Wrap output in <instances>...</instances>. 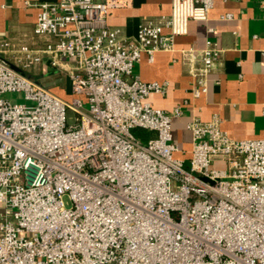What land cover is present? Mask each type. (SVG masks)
I'll return each instance as SVG.
<instances>
[{
    "label": "built area",
    "instance_id": "built-area-1",
    "mask_svg": "<svg viewBox=\"0 0 264 264\" xmlns=\"http://www.w3.org/2000/svg\"><path fill=\"white\" fill-rule=\"evenodd\" d=\"M129 1L40 3L41 44L0 41V264H264V138L192 117L189 157L176 156L172 121L186 102L154 107L149 95L168 83L133 70L142 53L173 50L213 0H170L169 15L127 37L107 15ZM180 53L191 95H204L219 48ZM42 65L65 76L68 100L36 79ZM12 92L25 102L3 97Z\"/></svg>",
    "mask_w": 264,
    "mask_h": 264
},
{
    "label": "crops",
    "instance_id": "crops-1",
    "mask_svg": "<svg viewBox=\"0 0 264 264\" xmlns=\"http://www.w3.org/2000/svg\"><path fill=\"white\" fill-rule=\"evenodd\" d=\"M53 1L0 0V41L13 38L41 44L32 35L38 4ZM169 13L170 0H130L110 8L107 23L133 37L142 19ZM227 13L232 17H224ZM207 40L216 43L219 55L208 75L207 92L194 98L190 93L192 77L180 49H201ZM50 70L42 65L35 72L38 77L44 72L50 78L56 73ZM133 70L144 82L168 83L164 95H149L154 107L169 112L186 102L182 115L172 121L173 140L180 149L176 156L189 157L191 133L186 124L192 117L202 121L218 117L221 129L235 140L264 138V0H213L207 19L189 20L187 33L175 38L173 50L156 51L152 57L142 53ZM48 88L63 99L70 98L69 82L65 88L57 83Z\"/></svg>",
    "mask_w": 264,
    "mask_h": 264
},
{
    "label": "rangeland",
    "instance_id": "rangeland-1",
    "mask_svg": "<svg viewBox=\"0 0 264 264\" xmlns=\"http://www.w3.org/2000/svg\"><path fill=\"white\" fill-rule=\"evenodd\" d=\"M36 79L42 85H44L46 87H50L52 84L57 83L60 86L64 85V88H65L67 86V83H68L65 76L63 74H60V73H55V75H51V77L49 78V76H47V74L43 72V74L41 73V75L39 77H36ZM3 97L9 99L13 103L25 102L22 94L17 93V92L6 93L3 95ZM74 117H75L74 112L71 110V108L67 107L66 108V122H67V124L72 123L74 121ZM132 132L137 138H139L141 140H145L146 137L150 136L147 131L140 129V128H135L132 130Z\"/></svg>",
    "mask_w": 264,
    "mask_h": 264
}]
</instances>
